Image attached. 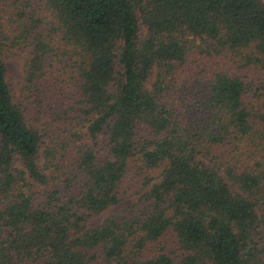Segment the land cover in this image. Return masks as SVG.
<instances>
[{"label":"trees","instance_id":"trees-1","mask_svg":"<svg viewBox=\"0 0 264 264\" xmlns=\"http://www.w3.org/2000/svg\"><path fill=\"white\" fill-rule=\"evenodd\" d=\"M35 1L18 97L0 24V264H264V0Z\"/></svg>","mask_w":264,"mask_h":264},{"label":"rangeland","instance_id":"rangeland-1","mask_svg":"<svg viewBox=\"0 0 264 264\" xmlns=\"http://www.w3.org/2000/svg\"><path fill=\"white\" fill-rule=\"evenodd\" d=\"M12 1L13 0H0V24L3 25L2 30L4 31L3 35H1V42L4 48L3 57L8 67V78L18 97L20 95L21 85L25 82L24 65L29 49L13 45V29L10 28L8 21L9 12L7 8H5L7 3H11ZM33 1L36 2L35 0ZM130 200V198H126L119 204L109 208L107 211L93 219L92 225H100L109 215L122 208Z\"/></svg>","mask_w":264,"mask_h":264}]
</instances>
